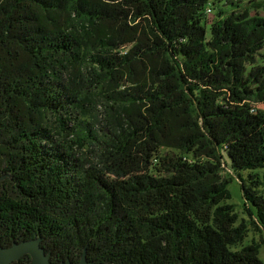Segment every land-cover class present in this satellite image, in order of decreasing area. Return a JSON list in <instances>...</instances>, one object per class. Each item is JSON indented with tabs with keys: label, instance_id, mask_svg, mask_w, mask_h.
<instances>
[{
	"label": "trees",
	"instance_id": "obj_1",
	"mask_svg": "<svg viewBox=\"0 0 264 264\" xmlns=\"http://www.w3.org/2000/svg\"><path fill=\"white\" fill-rule=\"evenodd\" d=\"M212 1L0 0L1 246L41 238L58 264L85 250L94 264H264V239L244 245L264 234V17L212 19ZM91 86L113 113L102 139L75 116L92 117ZM96 142L88 163L78 149Z\"/></svg>",
	"mask_w": 264,
	"mask_h": 264
},
{
	"label": "rangeland",
	"instance_id": "obj_2",
	"mask_svg": "<svg viewBox=\"0 0 264 264\" xmlns=\"http://www.w3.org/2000/svg\"><path fill=\"white\" fill-rule=\"evenodd\" d=\"M260 1H264V0H214L212 1L213 11L211 14H209V17H212V19H214L217 17L220 10L231 11L232 8L237 9L236 11H240V12L248 8V10H250V14H251L250 16L260 14L261 16L264 17V9L257 10L253 8L251 5L252 3H257ZM232 4L234 6H232ZM262 52L264 54V50H262ZM260 55L258 57L259 62H264V59ZM90 89L94 90L92 91V95H94L93 100H95L94 103H96V106H94L92 110V113H93L92 117L84 118L83 116L81 117V115L76 114V113H75V116L79 117L80 119L89 120L90 126L94 128V134H96L100 139H102L104 137V134H106L107 132L105 127L109 124V120H111V116L113 114L112 110L110 109L111 104H109L108 101L102 97L100 87L96 89L95 87L91 86ZM257 106L261 109H264V105L258 104ZM92 118H94V120ZM77 125L78 124H76L75 126ZM80 125H83V124H80ZM79 126H77V130H80ZM69 127L73 128L74 123H70ZM56 129L58 130L57 125H56ZM89 141L91 142V139H89ZM96 145L97 147L92 148L86 143L84 146L81 147V149H78V152L81 154L80 156L84 161L88 163H92V162L99 163V164L102 163V161L98 158V155L100 154V153L98 154V149L100 148V144H97L96 142ZM163 151L167 152V150H164V149ZM224 160L227 162L228 167L231 168V163H230L228 156H225ZM223 174H224L223 176L227 178L230 177L233 179L232 183L229 185V190L231 193V200H229L228 203L233 204L235 206L234 208H235V212L239 216V222H241V220L242 221L249 220V215L246 210L247 206L245 205V201L242 196V186H241L240 181L237 178V174L227 169L223 172ZM242 174H243L242 175L243 178H246V176H248L249 173L244 172ZM260 174L263 175V172L260 171ZM253 239H256L259 242H261L264 239V234L261 235L253 227H250L249 236H248V239L245 240L244 245L250 243V241ZM259 257L262 261H264V247H262Z\"/></svg>",
	"mask_w": 264,
	"mask_h": 264
},
{
	"label": "water",
	"instance_id": "obj_3",
	"mask_svg": "<svg viewBox=\"0 0 264 264\" xmlns=\"http://www.w3.org/2000/svg\"><path fill=\"white\" fill-rule=\"evenodd\" d=\"M4 177H0V181L3 180ZM0 210V217H1ZM41 238H37L35 240H27L21 243L14 242L9 247H3L0 244V264H12L13 262L20 261L24 256L29 255L32 260V264H58L53 263L51 261V255L46 253L45 248L41 246ZM87 250L83 252L81 260L78 264H94L93 262L88 261ZM60 264H73L70 260L67 262H62Z\"/></svg>",
	"mask_w": 264,
	"mask_h": 264
}]
</instances>
